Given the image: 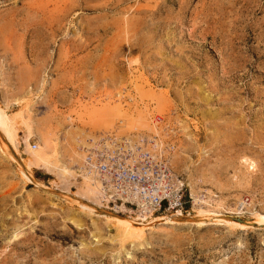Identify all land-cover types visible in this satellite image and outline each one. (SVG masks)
Listing matches in <instances>:
<instances>
[{
  "label": "rangeland",
  "instance_id": "374dc122",
  "mask_svg": "<svg viewBox=\"0 0 264 264\" xmlns=\"http://www.w3.org/2000/svg\"><path fill=\"white\" fill-rule=\"evenodd\" d=\"M86 137L175 144L206 211L123 240L158 220L92 202ZM262 222L264 0H0V264H264Z\"/></svg>",
  "mask_w": 264,
  "mask_h": 264
},
{
  "label": "built area",
  "instance_id": "2783aa9c",
  "mask_svg": "<svg viewBox=\"0 0 264 264\" xmlns=\"http://www.w3.org/2000/svg\"><path fill=\"white\" fill-rule=\"evenodd\" d=\"M169 144L166 154L161 155L146 150L131 156L133 152L119 149L124 144L115 146L109 153L107 148L103 152L98 150V165L104 175L103 191L107 196L104 200L109 205L127 208L134 216L141 209H146L150 217L170 216L178 211L188 213L193 207V198L189 186L170 163L176 145Z\"/></svg>",
  "mask_w": 264,
  "mask_h": 264
},
{
  "label": "bare ground",
  "instance_id": "6f19581e",
  "mask_svg": "<svg viewBox=\"0 0 264 264\" xmlns=\"http://www.w3.org/2000/svg\"><path fill=\"white\" fill-rule=\"evenodd\" d=\"M5 120L7 122V126L9 128V130L11 131V134L14 136H17L18 135L17 134V132H18L17 126L18 125H17L15 119L9 118L5 114ZM100 122H102V121H100ZM4 142H6V141H4ZM79 143L81 144V146H80V144H79V146L83 147L84 149L86 148V150L82 149L83 151H85L84 155H83V153L79 152L80 150L75 152L74 158L79 163L80 169L83 172L82 178L84 179V183L87 186L86 189H88L89 194L92 195L91 198H94V201H92V200L91 201L95 202L97 205H99V207L105 206L103 201L107 200V196L104 195L105 192L103 191V189L105 188L104 182H103V179H104L103 176L104 175L100 172L99 165H98V160H97V157H98L97 151L98 150L103 152L104 149L107 148L109 150L108 151L106 150V151L109 153V152H112L115 150V146H120V144H124V145L120 146L119 149H126L128 152L131 151L134 153L131 156H134L135 154L139 155L141 152L146 151V150L154 151L156 154H160V155L166 154L165 150L167 148L164 145V143L162 144L161 142H155L152 144V141H148L147 139L139 141V142H134V140H131V139L125 140L122 142H118L114 139H109V137H108V139H104V140L101 139L100 141H97V139H95V138H93V139L87 138V139H84L83 142H79ZM3 146L6 147L7 145L4 143ZM90 156L92 158L91 161L89 160ZM41 159L44 160L45 164L48 167L54 166V164L50 160H47L44 157L43 158L41 157ZM170 163L172 165V157L170 158ZM252 168L253 169L255 168V162H252ZM175 172H176V170H175ZM176 174L180 175L177 172H176ZM28 176L31 178V180H34L35 182H37L35 179V176L31 172L30 173L28 172ZM190 179H191L190 180L191 183L189 182V180H185V182L187 183V185L189 186L190 191H191V195L193 198V206H194L193 210L195 208L197 211L204 212V211H206V206L208 204V201L204 198V196L199 195L200 190H198V191L196 190L198 181L197 182L195 181L194 176H191ZM110 188L112 189V187H110ZM86 195H87L86 197H88V194H86ZM82 208L87 209V210L88 209L92 210L91 207L87 206V205H83ZM123 209H124L123 207H121L119 210L117 209L118 214H122L123 211L127 212L125 209L124 210ZM128 213L132 217H134L137 221L144 223V224H149L151 221H154V220H158V222H154L148 226H144V225L138 224L134 221H130V220L123 219V218H118V217H116L117 215L114 217H111V219L110 218L106 219V220H110L114 223L115 228L119 232V236H121V238L122 237L124 238L123 240L144 241V238L146 236L144 233L145 230L155 229V228L162 226V225H166V226L167 225H177L180 223V221H178V220H183L184 218H186L185 215L181 211H178L177 214L172 215V216H159V217H150L151 214L148 215V213L146 212V209H144V210L141 209L140 214H137L136 216L132 215L133 214L132 212H128ZM238 214H240V213L238 212ZM256 215L261 216V214H256ZM223 220L227 221L228 224L230 225V227H232V228H234L236 225L245 226L243 223L235 221V219L232 220V219H225L224 218ZM261 224H264V223L262 222ZM261 224H259V225H261Z\"/></svg>",
  "mask_w": 264,
  "mask_h": 264
}]
</instances>
